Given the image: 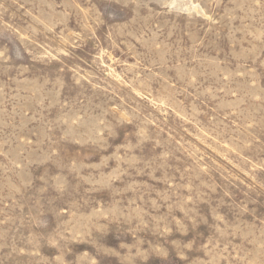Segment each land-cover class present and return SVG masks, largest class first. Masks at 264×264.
I'll list each match as a JSON object with an SVG mask.
<instances>
[{"label":"rangeland","instance_id":"374dc122","mask_svg":"<svg viewBox=\"0 0 264 264\" xmlns=\"http://www.w3.org/2000/svg\"><path fill=\"white\" fill-rule=\"evenodd\" d=\"M0 264H264V0H0Z\"/></svg>","mask_w":264,"mask_h":264}]
</instances>
